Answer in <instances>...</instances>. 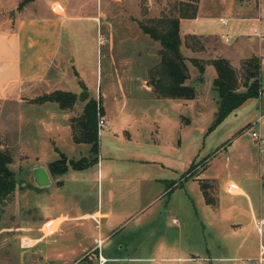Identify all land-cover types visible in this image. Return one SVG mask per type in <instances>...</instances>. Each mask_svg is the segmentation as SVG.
Returning <instances> with one entry per match:
<instances>
[{
  "label": "rangeland",
  "instance_id": "1",
  "mask_svg": "<svg viewBox=\"0 0 264 264\" xmlns=\"http://www.w3.org/2000/svg\"><path fill=\"white\" fill-rule=\"evenodd\" d=\"M6 1L10 2L1 10V15L11 17L16 12V16H18L16 9L23 0ZM71 1L81 4L79 8L83 15L95 13L102 14V16L99 23L98 21L93 22L89 18L64 22L59 55L64 59L75 60L76 71L80 70L81 78L74 72L75 68L68 64L69 68L64 71L63 86L71 90L78 86L84 89L79 94L80 98L82 93L88 92L87 89L92 91V87L99 77V87L102 84L103 90L106 89L108 92L105 107H109L115 112L117 107L121 106L120 102L123 97L118 87L121 69L118 68V72L116 67V71H113L109 64V58L106 55L108 50V37L105 34L106 24L111 23L114 26L115 47L113 54L117 61L123 58L132 60L137 58L134 73L138 77H145L146 69L153 63L155 57H151L150 52L143 50L145 42L148 43L150 40L145 38L146 33L141 30L139 21L143 18L158 17L163 12H169L175 0ZM52 2L53 0L28 2L25 5V13L47 14ZM200 4L201 11L199 14L198 10L199 15L197 14L199 19H183L182 37L184 33L214 32L225 40L232 34L245 35L243 37L251 41L253 45L258 46V53L262 56L261 81L264 89V40L260 42L251 35V29L254 27L260 26L264 29V23L263 25L260 24L257 19L259 11L261 16H264V0H200ZM237 13H240L241 17ZM221 18L227 21V25L221 22ZM125 22L129 23L128 27L125 26ZM139 35L144 37L136 40L135 38ZM123 36L126 37V41L121 43ZM200 38L205 41L206 49L201 52H192L186 48L185 54L209 59L219 55L218 48L222 47L221 39L216 40L213 36H204V38L200 36ZM235 39L230 42L233 43ZM151 43L154 45V42L151 41ZM228 45L230 53L234 56L235 67L239 68L240 60L250 55V51L244 49L241 52L235 48L236 44ZM138 48H141V53L137 52ZM89 65H94V69H91L92 67ZM191 68V80L200 90V97L196 101L183 104L177 100L151 99L145 88L142 87L140 79L131 83V91L127 90L128 107H153L155 110L156 107H160L161 110L164 108L163 112L169 117L168 121L161 124L163 136L159 142V150L156 151L161 159L169 162L176 158V153H179L186 160L189 157L191 159L196 158L192 164L193 168L188 173H184L183 177V171H177L173 179H177L176 181L179 183L175 189L160 192L157 184L145 182L142 188L126 194L125 199L131 200V202L139 196L145 203L154 197L157 198L154 199L155 203L152 202L151 206L148 207L149 204H147L138 212L134 211L130 215L124 216V219L122 218L123 221H126L113 232L111 241L108 242L114 244L115 248L118 244L119 246L123 244V247L115 249L114 253L121 259L108 257L109 262L107 264H232L231 260L221 261L218 258L221 253L227 255L228 252H222L218 249L216 245L217 236L214 235L215 230L204 226V221L207 224V217L204 213L203 202L207 196L201 187L203 178L198 177V175L207 160H210L209 163H211L204 170L206 175L217 173L219 178L230 176L245 182L249 181L248 172L260 168L258 160L255 161L244 153L248 147L251 151L254 148L258 152L260 151L257 142L251 139L252 131H258V126H252V123L245 125V123L249 118H257L264 113V104L260 105L262 101L260 99H264V90L259 96L260 99L253 98L246 101L237 112L238 116L232 114L223 126L207 133L215 118L212 107H218V101L213 102L217 99V92L213 86L211 73L204 74L202 82L195 81L198 69L192 63ZM45 88L36 90L35 93H32L33 96H40L43 92L50 90L48 86ZM9 103L0 102V147H8L2 141L9 132V136L12 138L11 150L17 155L11 164L15 170L17 188L10 196L0 201V264H100V256L92 253L71 256L57 255L54 249H49L47 253L41 246L44 241L37 240L44 233L42 224L47 217L60 214L73 216L85 209H92L98 204L97 182L91 176L89 180L82 181L83 172L72 166L61 174H53L49 168V162L60 158L62 150L66 152L69 159L89 156L91 152L90 149L88 154L89 143L76 145L72 138L65 140L59 138L58 147L61 149L59 152L54 148L55 143L51 145L48 139L46 140V136L39 134V138L36 140L32 137L38 133L34 125L26 127L23 124L16 128L12 125L13 128H9L8 121L11 122V118L18 114L16 107H57L58 105L57 102L52 101L48 103H24L21 106ZM203 107L207 108L203 109ZM183 116L188 117L190 122L185 123ZM24 132L29 135L24 136ZM173 146H180L181 151H173ZM23 152L28 153V155H23ZM207 156L208 158H206ZM39 161L47 164L46 167L52 179L51 183L45 186L39 185L34 178L33 168L38 166L35 164H38ZM182 167L184 168L183 164ZM63 180L64 183H62ZM170 183L172 184V182ZM214 184V180H208L207 194H209L212 202L216 198L215 192L212 191ZM118 197L119 195L116 197L117 201L119 200ZM224 197L226 198V194ZM117 201H115V205L118 204ZM165 202H168L167 206L164 205ZM134 205L132 204L129 209H133ZM179 205L181 206L178 207ZM180 211L181 216H185L186 219L183 226L177 227V223L173 221V216H180L178 214ZM56 221L54 220V222ZM76 223V220H70L66 223V225L71 224L70 231L65 234L68 237L66 241L70 239L72 242L78 243L80 240L92 238V232L88 231L87 227L76 226ZM115 223L120 224L117 221ZM52 229L53 227L48 231ZM50 235L52 234L47 237ZM22 238L27 239L29 243L25 240L22 241ZM178 240L183 242L182 249H172L169 246L170 243ZM233 241L230 240L231 243ZM249 242L247 241L244 245L240 254L242 258L237 264L255 263L254 260L243 257L245 255L244 248ZM207 243L210 244L211 250H207ZM225 250L228 249L225 248ZM109 254L107 253V255ZM247 255L249 254L245 256ZM186 256L189 258H180L183 261H178L179 258H175ZM206 256L208 258H204Z\"/></svg>",
  "mask_w": 264,
  "mask_h": 264
},
{
  "label": "crops",
  "instance_id": "2",
  "mask_svg": "<svg viewBox=\"0 0 264 264\" xmlns=\"http://www.w3.org/2000/svg\"><path fill=\"white\" fill-rule=\"evenodd\" d=\"M35 1L36 0H32L30 2ZM115 1L120 2L122 0ZM9 2L10 1L0 0V102H10L9 104H15L17 106H21V104L24 103H33L31 99L37 96H33L34 94L32 93H35L38 89H46L45 86L50 87V90L40 95L60 89L74 92L79 97V94L84 91V89L78 86L74 90H71L63 86L65 81L64 71L68 69L69 66L75 68L74 72H77L80 77V70L76 71L77 64H74L75 60L71 61L68 58L64 59L59 55L63 24L66 20L78 21L82 18H89L91 21H98L99 23L101 22L102 14L90 13L83 15V12H81L79 8L81 4L73 3L71 0H53L49 6V13L47 14H41L39 12L35 14L25 13V4L23 8L16 9L19 14L18 16H16V12L13 13L11 17L1 15V10H3ZM200 11L201 4L199 14ZM237 15L241 17L240 13H237ZM195 19H199V16ZM257 19L260 24L263 25L264 16H261L260 11ZM182 22L183 19H181L180 22V29ZM124 24L127 27L129 26L127 22ZM225 25H227V21ZM106 26L105 34L108 37V50L106 51V55L109 58V64L111 69L113 68V71H116V67L118 72V68L121 69L118 87L123 97L120 102L121 106L117 107L115 112L110 110L109 107H105L108 92L106 89L103 90L102 84L101 87H99L98 84L100 79L98 77L96 84L92 87V91L86 87L89 94L88 99L86 101H81L79 98L73 109H62L58 103L57 107H16L18 112L17 116L12 117L11 122L8 121L9 128H13V126L16 128L23 124L26 125V127L34 125L38 133L34 134L32 137L36 140L39 138V134L44 137L46 136V140L48 139L51 145L55 143L54 148L60 152L61 149L58 147L59 138L60 140L72 138L76 145L88 143L74 140L71 118L82 113L85 103L90 98H102L103 118L106 121V125L100 127L98 160L85 168H75L83 172V176H81L82 181L89 180L91 176L93 180L97 182L98 204L92 209H85L73 216L60 214L47 217L43 221L42 226L50 224L53 226V229L48 231L49 233L42 235L39 241H44L41 246L47 253L49 249H54L57 255L67 256L92 253L96 256H102L104 258V260H102L103 264L109 262V260H107L108 257L121 259L120 256L114 255V253L115 249L122 248L123 244L120 246L116 244L117 246L115 248L114 244H109L108 242L111 241L113 232L126 221H123L122 218L130 215V213L134 211L138 212L145 208L147 204H149L148 207L151 206V203L157 198L154 197L151 201L145 203L138 195L139 198L136 197V199L131 202V200L125 199L126 194L142 188L145 182H148V184H157L160 192L175 189V186L179 183L176 181L177 179H173L177 171H183V177L184 173H188L187 170L196 158L191 159V157H189L186 160L184 157H181L179 153H176V158L174 160L166 162L156 154V151L159 150V142L162 140L163 136L161 124L164 121H168L169 117L163 112L164 108L161 110L160 107H156V110L153 107H128L129 96H127V90L131 91V83L136 79H140L142 81V87L145 88L151 99H170L187 104L190 101H196L200 97V90L199 96L195 99L157 97L152 85H150L148 81L150 70L161 61L160 43L151 38L148 34L144 35L146 36L145 38L150 41L148 43L145 42L143 50L150 52V56L155 57V59L153 63L147 67L146 76L138 77L134 73V65L138 61L137 58L133 60L130 58H123L120 59V61H117L115 58L113 54L115 47L114 26L111 23L108 25L106 24ZM185 34L186 33H184V35ZM193 34L199 36H218L219 40L221 39L222 42V47L218 48L219 55L229 58L234 66H236L233 60L234 56L230 53L228 44H236L235 48L241 52L244 51V49H249L250 55L242 59L252 55L262 57L260 53H258V46L253 45L251 41L243 37L245 35L232 34L224 40L222 36L214 32ZM144 36L139 35V37L135 39L137 40ZM232 38L237 39L231 43V40H233ZM124 41H126V37L123 36L121 43ZM151 41L154 42V45ZM140 49L137 50L138 53H141ZM89 66L92 67L91 69H94V65ZM189 69L190 73H192L190 62ZM206 73H211L213 80L216 77L215 67L213 65H208L205 71V74ZM187 83L191 84L192 82L189 80ZM204 87L203 84V88ZM260 100H262L260 105H263L264 99L261 98ZM213 102H217V99L213 100ZM205 108L207 107H203V109ZM212 108L214 109V114H216L218 107ZM240 108H242V106L233 111L218 127L223 126L232 114L238 116L239 114L237 112ZM116 112L117 114H115ZM182 118L185 123L190 122L188 117L183 116ZM246 121L245 125H251L252 123V126H258V131L253 130L252 133L256 131L264 136V113L257 118H249V120ZM25 134L24 136L29 135L28 133L27 135ZM5 136L7 141L4 139L2 142L8 146L7 148L12 152L15 159L17 155L11 150L12 138L9 136V132ZM251 139L257 142V147L260 148V151L258 152L255 148L251 151L248 147V150L244 151V153L246 156L249 155L252 157L255 161L258 160L260 168L256 171L248 172V175H250L248 176L249 181H239L230 176L219 178L217 173L215 175H206L204 170L207 168V165L211 163H209L210 160L205 162L204 168L198 175V177L203 178V180L208 179L215 181V184L212 185V191L213 193L215 192L214 194L216 196L215 200L212 202L205 198L203 202L204 213L207 217V224L204 221V226L215 230L214 235L215 237L217 236L218 242L216 245L218 249L222 252H228L227 255L221 253L218 258L221 261L231 260L232 264H237L242 258L240 254L247 241L250 242L246 248H244V252L245 255H249H243V257H247L248 260H254V264H264V154H262L264 151V144L261 141H257L258 139L256 137L252 136ZM180 148V146H173L172 149L175 152H180ZM87 149L89 154L91 149L90 143ZM64 152L65 151H63V153ZM22 154L25 156L28 155V153L25 152ZM206 158H208V156ZM35 165L47 166V164L40 161ZM170 182H172V184ZM62 183H64V180ZM82 184L85 185V183ZM225 194L226 198L224 197ZM117 195H119L118 201L116 199ZM115 201H117L118 204L115 205ZM186 203L188 204L189 202ZM132 204H135L133 206L134 208L129 209ZM164 205L167 206L168 202H165ZM180 206L181 205L178 207ZM178 214L180 216H173V221L177 223V227H181L184 225L186 217L181 216V211L178 212ZM54 220L57 221L54 222ZM70 220H76V226L82 228L87 227V230L92 232V238L89 237L83 241L80 240L78 243L72 242L70 239L66 241L68 237H66L65 234L70 231L71 226V224L66 225V223ZM115 221L120 224H116ZM47 234L52 235L47 237ZM45 236L47 238H44ZM230 240L234 241L231 243ZM182 245L183 242L178 240L170 243L169 246L174 250H180L182 249ZM206 248L207 250H211L210 244L207 243ZM225 248L228 250H225ZM107 253L110 254L107 255ZM175 258H179L178 261H183L180 258H189V256ZM204 258H208V256ZM102 262L100 261V264H102Z\"/></svg>",
  "mask_w": 264,
  "mask_h": 264
},
{
  "label": "trees",
  "instance_id": "3",
  "mask_svg": "<svg viewBox=\"0 0 264 264\" xmlns=\"http://www.w3.org/2000/svg\"><path fill=\"white\" fill-rule=\"evenodd\" d=\"M200 0H175L169 12L161 16L143 18L139 21L142 30L161 45L160 63L149 72V83L159 98L195 99L199 90L191 80L189 62L197 67L199 75L195 81H201L208 65H213L216 77L213 86L217 92L218 111L207 132L215 130L233 111L242 106L248 99L259 98L263 91L261 81V57L252 55L240 62L236 68L231 60L217 55L211 59L188 56L184 49L201 52L206 49L205 41L197 34L181 35L180 22L184 18H196ZM213 36L219 40L218 36ZM204 38V36H203ZM76 75L78 73L76 72ZM192 83H187V81ZM79 97L76 93L55 90L31 99L32 102H57L62 109H73ZM102 98H90L84 105L82 113L71 118L73 138L77 142H88L91 145L89 156L68 158L61 152V157L49 163L53 174L66 172L70 166L85 168L98 160L100 149L99 118L103 116ZM12 152L0 147V201L11 195L17 188ZM193 164V163H192ZM190 165L187 171L193 168ZM174 182V181H173ZM201 187L211 201L208 193V180H201Z\"/></svg>",
  "mask_w": 264,
  "mask_h": 264
},
{
  "label": "water",
  "instance_id": "4",
  "mask_svg": "<svg viewBox=\"0 0 264 264\" xmlns=\"http://www.w3.org/2000/svg\"><path fill=\"white\" fill-rule=\"evenodd\" d=\"M30 1L32 0H23L19 4L18 9L23 8L24 5ZM88 97H89L88 92H84L80 96V100L86 101ZM33 171H34V178L39 185L45 186L51 183V177H50L49 171L47 170L45 166L43 165L34 166Z\"/></svg>",
  "mask_w": 264,
  "mask_h": 264
},
{
  "label": "built area",
  "instance_id": "5",
  "mask_svg": "<svg viewBox=\"0 0 264 264\" xmlns=\"http://www.w3.org/2000/svg\"><path fill=\"white\" fill-rule=\"evenodd\" d=\"M221 21L224 24H226V21L223 18H221ZM251 35L255 36L260 42H262L264 40V30L260 26L252 28L251 29ZM98 124H99V127H103V126L106 125V121L103 118V116H100ZM252 136L256 137L257 139H260V141L264 144V136L260 135L256 131L252 133ZM47 225L49 226L50 224H47ZM47 225H43L42 226V231L44 232L43 235H45L46 233H49L48 232V230H49L48 228L49 227ZM52 227L53 226H51L50 228H52ZM23 240H25V241H27L29 243V241L27 239L22 238V241ZM37 240H39V238ZM100 259H101V262H102V260H104V258L102 256H100Z\"/></svg>",
  "mask_w": 264,
  "mask_h": 264
}]
</instances>
